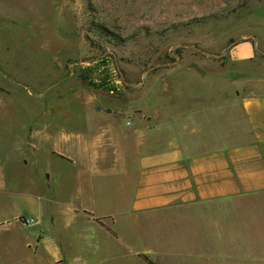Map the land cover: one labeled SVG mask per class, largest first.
Segmentation results:
<instances>
[{
	"label": "rangeland",
	"instance_id": "rangeland-1",
	"mask_svg": "<svg viewBox=\"0 0 264 264\" xmlns=\"http://www.w3.org/2000/svg\"><path fill=\"white\" fill-rule=\"evenodd\" d=\"M102 73L136 97L92 99ZM216 83L220 96L264 93V0H0V264H143L112 240L88 248L83 220L69 226L74 171L52 150L94 138L85 127L99 119L131 127L129 112L96 105L137 101L151 116L159 96L216 93Z\"/></svg>",
	"mask_w": 264,
	"mask_h": 264
},
{
	"label": "crops",
	"instance_id": "crops-1",
	"mask_svg": "<svg viewBox=\"0 0 264 264\" xmlns=\"http://www.w3.org/2000/svg\"><path fill=\"white\" fill-rule=\"evenodd\" d=\"M213 86L216 93L159 96L151 116L137 101L96 105L129 112L131 127L99 119L85 127L94 138L55 144L52 153L74 171L65 195L69 226L86 223L88 248L98 253L112 240L143 264H150L144 256L154 264H264V93L220 96ZM100 89L91 97L103 103L136 97ZM152 120L161 130L149 127ZM158 131L164 135L154 141Z\"/></svg>",
	"mask_w": 264,
	"mask_h": 264
},
{
	"label": "trees",
	"instance_id": "trees-1",
	"mask_svg": "<svg viewBox=\"0 0 264 264\" xmlns=\"http://www.w3.org/2000/svg\"><path fill=\"white\" fill-rule=\"evenodd\" d=\"M87 77V76H85ZM104 80V84H101L100 86L106 88L109 87V89H113L114 87L112 85H109L108 83H106L107 81V76L103 77ZM91 81V78L89 79ZM144 258L150 263V264H154V262L151 259H148L146 256H144Z\"/></svg>",
	"mask_w": 264,
	"mask_h": 264
},
{
	"label": "water",
	"instance_id": "water-1",
	"mask_svg": "<svg viewBox=\"0 0 264 264\" xmlns=\"http://www.w3.org/2000/svg\"><path fill=\"white\" fill-rule=\"evenodd\" d=\"M63 264H83V261L80 259L77 260H73V261H69V262H65Z\"/></svg>",
	"mask_w": 264,
	"mask_h": 264
},
{
	"label": "built area",
	"instance_id": "built-area-1",
	"mask_svg": "<svg viewBox=\"0 0 264 264\" xmlns=\"http://www.w3.org/2000/svg\"><path fill=\"white\" fill-rule=\"evenodd\" d=\"M31 221H32L31 219H26V223L25 224L30 223Z\"/></svg>",
	"mask_w": 264,
	"mask_h": 264
}]
</instances>
